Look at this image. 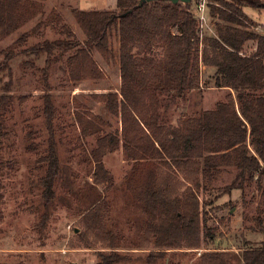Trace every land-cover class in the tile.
<instances>
[{
    "label": "trees",
    "instance_id": "obj_1",
    "mask_svg": "<svg viewBox=\"0 0 264 264\" xmlns=\"http://www.w3.org/2000/svg\"><path fill=\"white\" fill-rule=\"evenodd\" d=\"M207 1L209 15L216 21L212 36L202 34L195 14L197 0L186 4L159 0L142 5L140 0H118L116 9L72 10L85 35L83 40L62 25L66 38L35 46L38 56L47 54V61L69 54V74L78 82L104 76L94 51L109 59L114 54L113 38L119 40L121 90L97 93L94 98L120 119L122 127L120 132H107L97 139L92 150V186L97 191L87 195L81 210L80 223L85 228L81 240L93 234L96 243L103 242L107 249L98 251L96 264H166L171 249L201 248L207 210L199 191L205 187V179L211 180L225 168H236V177L225 186V193L264 179V34L253 30L256 22L245 13L242 0ZM44 11L39 0H0V41ZM47 19L53 24L62 17L54 11ZM249 41H256L253 53L244 51ZM202 65L215 68L216 86L232 92L212 110L169 123L163 106H172L190 90L201 87ZM3 66L1 72L10 69V65ZM47 99L46 114L53 133L54 109L51 97ZM76 117L84 136L98 134L100 124H105L91 111ZM4 129L0 120V162ZM120 148L133 163L122 182L124 208L135 207L140 213L144 236L152 245L136 247L149 249L136 256L122 250L120 234L109 226L112 209L108 192L114 178L104 157ZM42 161L48 168L39 176L46 208L40 228L47 225L49 207L56 198L54 184L61 175L54 144ZM180 174L184 176L183 191ZM259 188L264 212V183H259ZM258 222L262 225L261 218ZM261 229L264 232V226ZM246 245L242 264H264V237L258 246L248 241ZM199 264H233L232 254L207 250Z\"/></svg>",
    "mask_w": 264,
    "mask_h": 264
},
{
    "label": "rangeland",
    "instance_id": "obj_2",
    "mask_svg": "<svg viewBox=\"0 0 264 264\" xmlns=\"http://www.w3.org/2000/svg\"><path fill=\"white\" fill-rule=\"evenodd\" d=\"M39 1L44 4V13L0 41V65H10V69L0 71V120L6 132L0 162V264H96L98 251L107 249L103 248V242L96 243L93 234L85 236L86 241L81 240L80 233L85 232L80 223L81 210L87 204V195L97 191L92 186L95 170L92 150L98 145L97 139L107 132H120L122 127L120 119L94 98L97 93L121 90L119 40L113 38L114 54L109 59L94 51L104 76L78 82L69 74L66 62L69 54H58L47 61V54L38 56L35 46L46 40L66 38L62 25L83 40L85 35L72 10L116 9L118 0ZM242 2L245 13L256 22L253 30L264 34V0ZM54 11L62 20L51 24L47 18ZM215 22L210 17L204 36L215 35ZM255 50L256 41L246 43V53ZM214 72L215 68L202 65L201 87L190 90L185 99L172 106L164 105L165 120L175 124L181 118L212 110L218 102L225 101L232 90L217 87ZM47 96L51 97L54 109L53 133L46 114ZM89 111L100 115L105 124H100L98 134L84 136L76 116ZM53 144L61 163V175L54 184L56 198L49 207L47 225L40 228L46 208L39 176L48 168L42 159ZM104 163L114 178L108 192L112 209L109 226L120 234L118 239L123 251L135 256L144 254L149 249L136 247L152 245L144 236L140 213L135 207L124 208L125 193L121 189L133 163L126 159L123 148L107 153ZM237 172L236 168L228 167L211 180L205 179V187L199 191L207 210L202 247L171 249L166 264H199L201 254L207 250L228 251L233 264H242L246 241L255 246L260 244L264 237L261 229L264 212L259 204V183H264V179L225 193V186L231 184ZM179 179L180 191H183L184 176L180 174ZM99 188L107 191L105 185ZM258 218L262 219V225Z\"/></svg>",
    "mask_w": 264,
    "mask_h": 264
},
{
    "label": "built area",
    "instance_id": "obj_3",
    "mask_svg": "<svg viewBox=\"0 0 264 264\" xmlns=\"http://www.w3.org/2000/svg\"><path fill=\"white\" fill-rule=\"evenodd\" d=\"M195 14L200 22V27L203 33L204 28L210 21V16H208L209 8L207 0H200L197 2L195 6Z\"/></svg>",
    "mask_w": 264,
    "mask_h": 264
},
{
    "label": "water",
    "instance_id": "obj_4",
    "mask_svg": "<svg viewBox=\"0 0 264 264\" xmlns=\"http://www.w3.org/2000/svg\"><path fill=\"white\" fill-rule=\"evenodd\" d=\"M152 1H159V0H140V5H142L143 3H146V2H152ZM164 1H169V2H172L174 4L176 3H190L192 0H164Z\"/></svg>",
    "mask_w": 264,
    "mask_h": 264
}]
</instances>
